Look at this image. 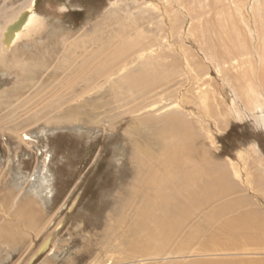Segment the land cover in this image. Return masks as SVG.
<instances>
[{
	"label": "rangeland",
	"instance_id": "374dc122",
	"mask_svg": "<svg viewBox=\"0 0 264 264\" xmlns=\"http://www.w3.org/2000/svg\"><path fill=\"white\" fill-rule=\"evenodd\" d=\"M32 1L40 23L0 64V228L6 232L0 264L200 260L138 259L121 244L131 225L129 199L148 175L142 165L161 175L158 157L173 143L195 153L182 159L183 169L238 184L192 209L189 225L204 226L216 216L211 227L218 230L249 209L264 216V121L254 119L259 112H247L243 121L225 116L219 92L228 91L230 105L235 97L188 37L189 7L176 0H0L1 29ZM206 14L211 26L218 24L214 10ZM192 15L204 19L199 10ZM252 143L258 157L245 151ZM144 152L153 155L145 164ZM28 209L36 224L23 219ZM263 246L217 257L260 261Z\"/></svg>",
	"mask_w": 264,
	"mask_h": 264
},
{
	"label": "bare ground",
	"instance_id": "6f19581e",
	"mask_svg": "<svg viewBox=\"0 0 264 264\" xmlns=\"http://www.w3.org/2000/svg\"><path fill=\"white\" fill-rule=\"evenodd\" d=\"M187 1L186 3V0H176L178 6L180 5L183 9L189 7L187 10H190L188 14L191 17L193 29L190 28L188 37L206 53L207 59L218 67L222 78L230 86L231 89L229 90H232L235 97L234 102L230 105L228 104V91L219 92L220 97L224 98L223 101L219 100V104L222 106L225 116L230 121H243L247 118V112L253 114L259 112L260 114L256 115L254 119L257 123L262 124L264 121V0L248 1L250 9L243 2L244 0ZM31 5L22 13L20 12L13 21L8 22L4 28L1 29L0 27V64H5V57L11 53L19 41L21 43L22 38L26 35L25 33L40 23V19L33 16L34 14L32 15V7L36 6V1H32ZM208 9L214 10V18L218 20V24L215 23L211 26L215 21L211 22L213 19L208 20L205 18L209 15L206 14ZM198 10L201 18L204 17L205 19L201 23L194 19V14L192 15V12ZM176 12L179 13V11ZM171 13L173 15V12ZM167 23H170V21H167ZM167 25L171 26L170 24ZM175 31L172 34H175ZM140 75L144 76V74H139V77H141ZM133 77L135 78V76ZM237 101H241L245 111L239 108L241 104L238 105ZM229 120H227V126L230 123ZM169 128L172 129V127ZM182 129L185 130V128ZM175 131H178V129ZM176 137L180 138L178 135ZM187 142L189 144V141ZM245 151L256 157L260 154L256 143L250 144L245 148ZM193 154L195 155V153ZM193 154L186 146L173 143L164 148L162 154L158 157L160 167L164 168L161 175L157 174V170L153 167L142 165L147 168L148 175L141 184L134 187L135 189L132 187L134 192L132 198L129 199L128 210L130 214L127 215L131 222L127 230L129 236L127 235L128 237L126 236L121 240V244L132 253V256L138 259L149 257L162 262L168 260L167 258L184 255L200 258V260L170 262L167 264H264V259H259L260 261L254 259L229 260L217 257L242 251L240 248L245 247V245L261 246V244H264V216L260 214L261 211L256 213L255 211L258 210L249 209L247 213L237 217L238 219L234 221L236 224L227 221L218 230L217 228L214 229L216 231L212 230L211 227V223L216 216L207 215L204 226L189 225L193 216L191 210L195 207L208 206L207 199L214 191L219 192L220 189L224 191L225 188L232 191L238 186L237 183L224 176L211 179L209 176L194 175V168L190 169V166L189 169L187 167L183 169L180 165L182 159L186 160ZM147 156L152 157L153 155L142 153V159H140L143 164H145L144 161ZM261 171H264V166ZM23 215V219L28 225H32L33 222L34 224L37 223L35 221L38 216L35 212L28 209L25 213L23 212ZM190 228H193V230ZM5 236L6 232L0 228V243ZM226 237H229L228 241L225 240ZM51 241L48 238L41 246V251L47 250ZM211 257L214 259H211Z\"/></svg>",
	"mask_w": 264,
	"mask_h": 264
}]
</instances>
